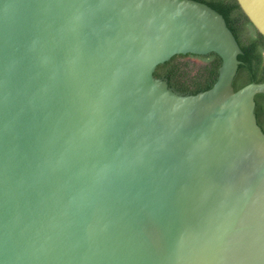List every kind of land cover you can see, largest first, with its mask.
Returning <instances> with one entry per match:
<instances>
[{"label":"water","instance_id":"obj_1","mask_svg":"<svg viewBox=\"0 0 264 264\" xmlns=\"http://www.w3.org/2000/svg\"><path fill=\"white\" fill-rule=\"evenodd\" d=\"M264 37V0H235ZM217 55L214 86L154 77ZM192 0H0V264H264V83Z\"/></svg>","mask_w":264,"mask_h":264},{"label":"trees","instance_id":"obj_2","mask_svg":"<svg viewBox=\"0 0 264 264\" xmlns=\"http://www.w3.org/2000/svg\"><path fill=\"white\" fill-rule=\"evenodd\" d=\"M205 4L220 14L234 36L242 54L232 88L239 91L251 83H264V37L250 24L235 0H192ZM201 62L196 66L191 60ZM221 60L215 54L206 56H175L160 65L154 77L165 80L168 88L184 96H194L210 90L218 79ZM254 115L264 133V94L255 96Z\"/></svg>","mask_w":264,"mask_h":264},{"label":"rangeland","instance_id":"obj_3","mask_svg":"<svg viewBox=\"0 0 264 264\" xmlns=\"http://www.w3.org/2000/svg\"><path fill=\"white\" fill-rule=\"evenodd\" d=\"M191 62H192L193 64H195L197 67L201 65V62L196 61V60H194V59L191 60Z\"/></svg>","mask_w":264,"mask_h":264}]
</instances>
